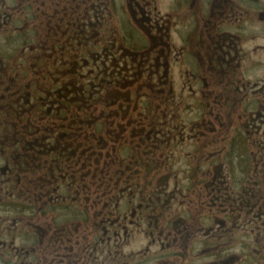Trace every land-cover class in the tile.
Listing matches in <instances>:
<instances>
[{"label": "flooded vegetation", "instance_id": "flooded-vegetation-1", "mask_svg": "<svg viewBox=\"0 0 264 264\" xmlns=\"http://www.w3.org/2000/svg\"><path fill=\"white\" fill-rule=\"evenodd\" d=\"M0 264H264V0H0Z\"/></svg>", "mask_w": 264, "mask_h": 264}]
</instances>
